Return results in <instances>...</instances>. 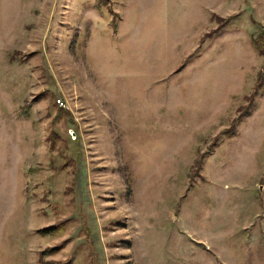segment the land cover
<instances>
[{"label":"rangeland","instance_id":"374dc122","mask_svg":"<svg viewBox=\"0 0 264 264\" xmlns=\"http://www.w3.org/2000/svg\"><path fill=\"white\" fill-rule=\"evenodd\" d=\"M259 34L264 0H0V264H264Z\"/></svg>","mask_w":264,"mask_h":264},{"label":"trees","instance_id":"16d2710c","mask_svg":"<svg viewBox=\"0 0 264 264\" xmlns=\"http://www.w3.org/2000/svg\"><path fill=\"white\" fill-rule=\"evenodd\" d=\"M106 0H104L105 2ZM113 25L115 24V22H112ZM115 26V25H114ZM253 47L256 50V52L261 55L264 58V34H259L256 38L253 39ZM62 226V223L57 224V225H52V226H48V227H43L37 230V232L39 233H50L52 231L58 230L57 228ZM62 229V227L60 228ZM89 231H86V236L89 237L88 235ZM60 247V246H59ZM57 250V246L56 247H50V248H44L43 250H40L39 252V259L41 260V258L43 257V255L47 254V253H53L54 251ZM55 264H60L59 262H55ZM62 264H68V262L62 263Z\"/></svg>","mask_w":264,"mask_h":264},{"label":"built area","instance_id":"2783aa9c","mask_svg":"<svg viewBox=\"0 0 264 264\" xmlns=\"http://www.w3.org/2000/svg\"><path fill=\"white\" fill-rule=\"evenodd\" d=\"M58 102H59L60 104H62V101H61V100H58Z\"/></svg>","mask_w":264,"mask_h":264}]
</instances>
